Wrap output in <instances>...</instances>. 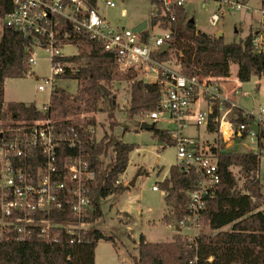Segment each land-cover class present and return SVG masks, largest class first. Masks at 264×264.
Instances as JSON below:
<instances>
[{"label": "built area", "instance_id": "1", "mask_svg": "<svg viewBox=\"0 0 264 264\" xmlns=\"http://www.w3.org/2000/svg\"><path fill=\"white\" fill-rule=\"evenodd\" d=\"M11 1L13 9L4 15L3 21L28 39L30 70L39 59L38 50L48 56L50 72L40 77L39 90L47 89L51 95L57 79L76 70V64L67 59L74 55L64 54L63 48L75 46L79 51V38L102 44L105 51L114 55L120 69H132L138 74L133 81L159 85L160 97L156 108L147 113L148 119L167 121L171 127L166 130L173 136L177 150L176 164L198 177L196 187L190 192L187 212L173 225L176 230L180 228L177 231L186 239L188 248L194 249L192 262H195L204 210L222 180V173L212 147L204 146L199 138L183 136L181 131L187 124L207 125L212 119L219 124L227 148L232 140L233 144L249 147V139L257 152V133L249 121L258 124L264 132V106L258 110L242 108L229 98L232 92H221L222 83L231 81L229 78L211 74L187 76L176 59L160 58L171 51L174 39L171 24L190 0H150L147 23L139 31L133 28L142 21L133 27L111 24L100 13L97 0L94 3L91 0ZM102 1L107 8L116 7L114 0ZM246 3L220 0L218 9L221 11L223 4L240 9L247 7ZM255 10L261 14V21L251 33L252 44L256 53L264 54V0ZM220 14L212 13L209 22L217 24ZM164 44L170 48L161 54ZM239 89L235 83L233 92ZM49 101L39 109L46 112ZM234 108H240L242 115L249 117L248 123L235 124ZM95 116V112H90L41 119H0V243L37 239L50 244L63 236L79 243L85 239L83 233L94 227L90 219L94 210L90 184L97 173L92 168L86 143L94 144L99 139L96 125L85 122L96 121ZM64 148L73 153L65 155ZM116 183L122 182L118 179ZM156 189L154 185L153 190ZM56 212H64L65 218L57 220Z\"/></svg>", "mask_w": 264, "mask_h": 264}, {"label": "trees", "instance_id": "2", "mask_svg": "<svg viewBox=\"0 0 264 264\" xmlns=\"http://www.w3.org/2000/svg\"><path fill=\"white\" fill-rule=\"evenodd\" d=\"M12 9L11 0H0V16L4 17ZM171 27L174 29L171 51L160 55V58L176 59L181 71L187 76L211 74L230 77L231 65L236 64V76L241 82L264 78V54L254 51L251 33L244 39L225 42L223 35L217 37L198 30L194 19L187 17L185 8L179 10L177 20ZM78 40V54L67 57L76 64V70L60 76L77 81L76 93L60 88L55 83L46 112L33 103L10 102L4 105L5 79L27 75L30 66L26 51L28 39L3 24L0 28V119H41L90 112L106 113L110 118L114 116L115 85L132 80L136 72L120 69L114 55L105 51L99 42L87 38ZM130 92V116L156 108L160 97L157 83L133 81ZM215 111L217 114V108ZM234 111L237 114L232 119L235 124L248 123L249 117L243 116L240 108H234ZM90 123L96 125L94 120L85 122ZM206 126L209 131L219 133V124L212 119ZM149 129L154 130L161 139L173 140V136L167 130L157 128L155 122ZM256 135L257 152L225 149L224 142L211 148L218 156L222 180L216 192L208 198L202 218L203 227L215 233H202L199 236L197 260L192 262L194 249L188 248L186 239L180 233L172 241L165 242H151L141 234L137 244L138 256L134 257L135 264H264V211L260 209L264 203V192L255 176L259 170L261 151L264 150V132L259 130ZM110 146L113 147L114 161L101 181V158L107 154ZM86 148L91 154L92 168L97 173L90 184L94 202L90 219L95 223L102 215L99 198L120 194L128 187L116 181L125 172L129 154L135 146L115 140L112 135L105 133L94 144L86 143ZM63 150L65 155L73 153L68 148ZM233 166L245 173L247 182L242 188L238 187L237 178L231 169ZM197 181L198 177L193 171H184L177 164L170 166L167 176L157 186L166 191L167 208L163 217L166 223L179 221L187 212L190 192L196 187ZM55 218L64 219V212H56ZM228 224H232L230 230L222 229ZM83 234L85 239L79 243L71 242L66 236L50 244L37 239L0 243V264H96L97 243L100 240L114 241V237L97 227Z\"/></svg>", "mask_w": 264, "mask_h": 264}, {"label": "rangeland", "instance_id": "3", "mask_svg": "<svg viewBox=\"0 0 264 264\" xmlns=\"http://www.w3.org/2000/svg\"><path fill=\"white\" fill-rule=\"evenodd\" d=\"M114 1L116 7L107 8L102 0H97L100 13L106 16L114 26L133 27L149 17L150 0ZM260 2L261 0H248L246 3L248 8L241 7L240 9H236L234 5L223 4L221 13L218 9L220 0H190L186 3L185 10L187 17L194 19L198 30L210 35H217V31H220L225 42H232L244 39L252 33L254 27L260 26L261 14L255 10ZM123 11L125 16H122ZM214 12L221 13L220 20L215 25L209 22V17ZM3 20L4 17L0 16V28L4 24ZM63 53L77 55L78 49L75 46H65ZM37 54L39 59L35 65L31 66L32 74L29 72L23 77L5 79L4 105L10 102H24L33 103L38 108H42L44 103L49 101V90L38 89L40 77L50 72L48 56L43 50H38ZM236 72L237 65L232 64L231 76L236 75ZM138 77L135 73L133 79ZM132 83L133 80H129L115 85L116 90H113V92L116 91L113 94L115 109L112 118H109L106 113L98 112L95 116V119L98 117L95 121L98 139L106 133L112 135L115 140H122L135 146L129 154L125 172L119 176L122 184L128 187L120 194L99 198L102 215L94 223V227L113 236L114 241L100 240L97 243L96 264H135L134 257L138 256L137 244L141 234H144L148 241L165 242L172 241L173 237L179 233L173 226L174 222L166 223L163 220L167 208L166 191L161 188L157 191L153 190V186H159V183L167 176L170 166L177 163L176 146L173 140L161 139L155 135L154 130L140 128L143 121L152 124L147 116L150 110L130 116L128 105ZM57 85L71 93L77 92L78 83L73 78H58ZM241 85L239 91L229 95L231 100L247 109L256 108L258 110L260 105L264 106V78H252ZM221 92H224V89ZM201 106L204 109L207 107L205 103ZM100 123L104 125L99 126ZM155 126L165 130L171 127L165 120L155 122ZM181 132L183 136L199 138L204 146L210 148L220 146L223 142L220 133L209 131L206 125L197 126L195 123H190ZM247 143L249 147L238 142L233 144L232 140V145L229 147L242 152L253 151L251 147L253 145L249 139ZM224 148L226 149L227 145ZM101 159L100 175L104 178L114 161L112 146ZM231 169L237 178L238 187L242 188L247 182L245 173L236 166ZM258 169L255 176L259 179L261 190L264 192V150L261 151ZM131 182L134 183L131 184ZM260 209L264 211V203ZM231 227L232 224H228L222 229L230 230ZM202 233H215V231L203 227Z\"/></svg>", "mask_w": 264, "mask_h": 264}, {"label": "water", "instance_id": "4", "mask_svg": "<svg viewBox=\"0 0 264 264\" xmlns=\"http://www.w3.org/2000/svg\"><path fill=\"white\" fill-rule=\"evenodd\" d=\"M146 23H147V21H146V20H143L139 25L135 26V27L133 28V30H134V31H139V30H141V29L146 25ZM216 36H217V37L222 36V32H219ZM169 48H170L169 44H164V45L162 46V48H161L160 53L162 54V53L166 52ZM249 124H250V127H251L256 133L259 132V125H258V124H256V123L253 122V121H249ZM140 128H141V129H149V128H150V124L147 123L146 121H143V122L141 123V125H140ZM133 183H134V182H131V184H133ZM177 230L179 231L180 228L177 227Z\"/></svg>", "mask_w": 264, "mask_h": 264}, {"label": "crops", "instance_id": "5", "mask_svg": "<svg viewBox=\"0 0 264 264\" xmlns=\"http://www.w3.org/2000/svg\"><path fill=\"white\" fill-rule=\"evenodd\" d=\"M220 31H217V33L216 34H218ZM227 78H229L231 81H225V82H223L222 83V86H223V89H224V93H229V92H232V93H234V92H237V91H239L240 89H241V87H242V85L241 84H243V82H241L239 79H238V77L236 76V75H234V76H230V77H227ZM233 79V80H232ZM235 83H237L238 84V86H240V89L239 90H235L234 92H233V90H234V86H235ZM234 84V85H233ZM230 88V89H229ZM231 94V93H230ZM203 104V103H202ZM201 104V105H202ZM261 106V105H260ZM156 191H157V189H156Z\"/></svg>", "mask_w": 264, "mask_h": 264}]
</instances>
